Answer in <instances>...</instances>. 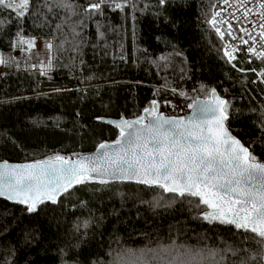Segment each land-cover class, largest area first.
<instances>
[{"label":"trees","instance_id":"obj_1","mask_svg":"<svg viewBox=\"0 0 264 264\" xmlns=\"http://www.w3.org/2000/svg\"><path fill=\"white\" fill-rule=\"evenodd\" d=\"M90 2L71 0L80 5L73 12L61 0H30L19 19L0 7V56L18 49L21 38L53 40L52 74L0 71V161L91 152L119 134L100 118L132 120L152 100L174 94L205 98L201 86L229 101L228 128L264 161V77L256 72H264V63L241 55L232 63L224 56L225 41L209 22L224 0H113L124 10L109 6L88 15L82 6ZM60 201L29 214L0 199V264L5 257L11 264H113L121 257L133 264H178L177 257L190 259L188 250L203 252V264L220 261L210 251L238 264L255 248L251 233L205 223L198 198L158 186L88 181ZM90 217L87 230L74 231L77 221ZM229 245L245 251L234 257ZM65 248H71L67 257Z\"/></svg>","mask_w":264,"mask_h":264},{"label":"snow or ice","instance_id":"obj_2","mask_svg":"<svg viewBox=\"0 0 264 264\" xmlns=\"http://www.w3.org/2000/svg\"><path fill=\"white\" fill-rule=\"evenodd\" d=\"M166 3L168 0H159L160 5ZM224 3L228 4L229 0H224ZM60 6L74 12L80 5H74L71 0H61ZM109 6L121 11L125 8L124 3L113 5V0H92L82 7L88 15H100ZM0 7L12 9L19 19L26 15L30 0H0ZM132 7L135 8V5ZM260 7L264 9V3ZM243 14L246 18L248 11ZM219 15L214 13L209 21L213 27L217 25L215 17ZM260 15L264 17V11ZM229 16L234 17V14L229 13ZM220 22L228 24L226 31L216 27L221 39L225 35L234 40L238 38L233 34L230 22L223 18ZM259 26L262 29L259 35L264 41V20ZM240 31L251 38L247 29L241 27ZM18 42L25 43L22 38ZM26 43L30 50L35 42L29 39ZM241 43L248 45L249 40H241ZM52 47L51 43L47 44L48 49ZM237 50V46L225 47L224 56L234 61ZM247 52L255 53L264 63V51L249 46ZM5 63L0 56V64ZM48 66L51 67V64ZM259 75L264 77V72ZM198 91L205 95V99L190 98L193 102L188 107L192 109V114L185 118L162 114L154 99L151 106L143 110V115L135 119L107 121L115 125L119 135L111 143H99L93 155L78 156L73 160L57 154L34 163L0 164V197L24 205L27 213L34 214L48 202L59 204L62 195L68 194L75 185L88 181L100 184L114 180L135 181L158 186L180 198L198 197L200 203L211 209L205 213V220L234 225L238 230L251 233V243L255 248L248 252L247 258L241 257L238 264H264V163L229 130V101L221 98L215 88L206 92L201 86ZM155 203L158 206V202ZM92 221L91 217L82 224L77 221L74 231H79L81 227L87 230ZM75 247L78 245L71 246ZM71 248L62 249V254L67 257ZM228 250L234 257L245 251L231 245ZM10 251L14 256L15 249ZM184 255L190 259L180 260L177 257L178 264H203V252L188 250ZM217 255L221 256L217 264H226L221 252L210 251L213 260ZM197 257L201 259L198 261ZM5 264H11L8 257H5ZM113 264L126 262L121 257Z\"/></svg>","mask_w":264,"mask_h":264},{"label":"rangeland","instance_id":"obj_3","mask_svg":"<svg viewBox=\"0 0 264 264\" xmlns=\"http://www.w3.org/2000/svg\"><path fill=\"white\" fill-rule=\"evenodd\" d=\"M29 39L33 40L34 47L30 50L28 49L26 41ZM25 43H19L18 49L13 52L7 53L3 58L5 64H0V71H11V70H32L40 71L43 74H52L53 68V47L51 49L47 48V44L51 43L53 45V40L51 38H27L24 40ZM49 63L51 67H49ZM258 79L263 80L260 72L262 70L256 71ZM159 111L164 115H184L188 113L190 108L188 107L193 101L187 95L174 94L172 97L161 98L158 101ZM264 163L263 160H259ZM126 264H133L128 263Z\"/></svg>","mask_w":264,"mask_h":264},{"label":"built area","instance_id":"obj_4","mask_svg":"<svg viewBox=\"0 0 264 264\" xmlns=\"http://www.w3.org/2000/svg\"><path fill=\"white\" fill-rule=\"evenodd\" d=\"M262 3H264V0H242V2L241 0H229L228 4L224 3L222 7H219L214 12L220 13V15L216 16L215 18L217 20L216 27H219L221 31H226L228 27L227 23L220 22L221 18H223L224 21L230 22L232 24L233 34L238 38L234 40L231 36L225 35L223 39L225 41V47L230 48L231 46H237L238 50L235 54L236 57L241 55L245 56L247 59H257L261 61V59L255 53H246V50L249 46H251L256 48L258 51H264V47H261V44L264 43V41L261 40L259 35V33L262 31L259 25L261 21L264 20V17H261L260 15V13L264 11V9H261L260 7ZM245 10L248 11L246 18L243 14ZM229 13H233L234 17H230ZM241 27L247 29L248 32L251 33V38L246 33L240 31ZM244 39L249 40L248 45L241 43V40ZM253 41H255V43H253ZM234 61L230 62L233 63Z\"/></svg>","mask_w":264,"mask_h":264},{"label":"water","instance_id":"obj_5","mask_svg":"<svg viewBox=\"0 0 264 264\" xmlns=\"http://www.w3.org/2000/svg\"><path fill=\"white\" fill-rule=\"evenodd\" d=\"M217 91V90H216ZM217 94L221 97V98H223V99H225L224 97H222L219 93H218V91H217ZM198 99H201V100H203V99H205V98H198ZM192 114V109L190 108V110L188 111V113H186V114H184V115H166V116H177L178 118H185V117H187V116H190ZM143 115V114H142ZM122 118H124V117H122ZM109 120H111V121H118V120H120V119H113V118H100L99 119V121H101V122H103V123H105V124H108V125H110V126H112V127H115V125L114 124H109V123H107V121H109ZM116 128V127H115ZM230 130V129H229ZM231 131V130H230ZM232 132V131H231ZM233 134V133H232ZM119 135V134H118ZM234 135V134H233ZM235 136V135H234ZM118 137V136H117ZM237 139H239L237 136H235ZM117 139V138H116ZM240 140V139H239ZM241 141V140H240ZM105 142H109V143H111V142H113V141H105ZM242 142V141H241ZM243 143V142H242ZM246 147V146H245ZM98 148V147H97ZM97 148L95 149V150H93V151H91V152H88V153H85V154H82V155H79V156H88V155H93L95 152H96V150H97ZM78 158V156H76V157H73L72 159L73 160H75V159H77ZM44 160H46V159H44ZM5 162H7V161H0V164H3V163H5ZM35 161H33V162H7L8 164H12V165H16V164H25V163H34ZM110 182H128V183H135V184H138V183H136L135 181H119V180H114V181H110ZM139 185H144V184H139ZM76 186V185H75ZM145 186H148V185H145ZM148 187H156V186H148ZM166 194H173V193H168V192H165ZM195 198H198V197H195ZM0 199H3V200H6V201H8V202H10V203H13V204H16L15 202H13V201H9V200H7L6 198H4V197H0ZM199 199V198H198ZM202 206H204L205 208H206V210L201 214V218L203 219V221L205 222V223H207V224H209V225H213V224H218V225H222V226H230V227H233L235 230H237V231H243V230H238V229H236L235 228V226L234 225H226V224H221L219 221H215V222H209L208 220H205L204 219V215H205V213L206 212H210L211 211V209H208L207 208V206L206 205H203L202 203H200ZM17 205H19V204H17ZM21 206H24V205H21ZM24 207H26V206H24Z\"/></svg>","mask_w":264,"mask_h":264}]
</instances>
